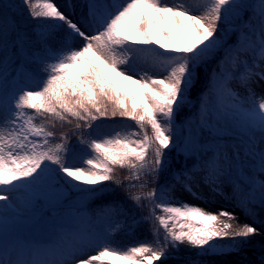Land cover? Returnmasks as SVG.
<instances>
[{
  "label": "snow or ice",
  "instance_id": "1",
  "mask_svg": "<svg viewBox=\"0 0 264 264\" xmlns=\"http://www.w3.org/2000/svg\"><path fill=\"white\" fill-rule=\"evenodd\" d=\"M16 9L0 0V264H264V0Z\"/></svg>",
  "mask_w": 264,
  "mask_h": 264
},
{
  "label": "trees",
  "instance_id": "2",
  "mask_svg": "<svg viewBox=\"0 0 264 264\" xmlns=\"http://www.w3.org/2000/svg\"><path fill=\"white\" fill-rule=\"evenodd\" d=\"M3 3L5 4H13V5H16L17 6V9L18 10V6L21 4V0H2ZM122 2V0H121ZM196 100L193 99V102L191 105H189V107L187 109H185V114L189 113V112H193L195 109H194V105H196ZM121 118L117 117L116 120L119 121ZM104 123L106 125H110L112 123H114L112 120H107V121H104ZM127 123L129 124H132L134 122L132 121H127ZM67 127L68 126H65L64 129H61L59 126H57V134L59 135L60 131H66L67 130ZM110 129L108 128H105L104 131H109ZM149 134H151L150 130H149ZM71 143L75 144L76 143V137H72L71 139ZM117 172L123 176L126 174V172L124 170H120L118 169ZM146 214V213H145ZM148 226L147 225H144L142 228H140L138 230V233L136 235H126L124 234L123 232L117 234L114 239H113V243L120 246V247H127V246H131L133 244H136V243H139L141 241H143L145 238L148 240V241H151L152 240V236H151V233L148 232ZM154 264H159V262H154ZM167 264H175V261H168Z\"/></svg>",
  "mask_w": 264,
  "mask_h": 264
},
{
  "label": "rangeland",
  "instance_id": "3",
  "mask_svg": "<svg viewBox=\"0 0 264 264\" xmlns=\"http://www.w3.org/2000/svg\"><path fill=\"white\" fill-rule=\"evenodd\" d=\"M168 3H173L175 0H166ZM58 3L64 4L65 0H58ZM257 93L259 94L261 92V89L259 87L256 88ZM191 203H197L200 204V206L208 208L210 211H217L220 207H225L229 211L235 210L237 215L240 217V222L243 223L246 221V217L241 213V210L239 208H234L233 205L229 204L227 201H223L222 203L219 200L212 201L211 207L208 204L203 203L202 201H196V200H190ZM3 203V202H0ZM95 249L91 250V252L94 254Z\"/></svg>",
  "mask_w": 264,
  "mask_h": 264
}]
</instances>
